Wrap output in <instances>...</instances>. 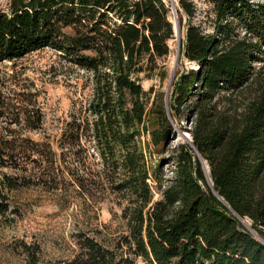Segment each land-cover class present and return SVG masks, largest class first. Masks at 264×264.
Wrapping results in <instances>:
<instances>
[{
  "label": "trees",
  "instance_id": "trees-1",
  "mask_svg": "<svg viewBox=\"0 0 264 264\" xmlns=\"http://www.w3.org/2000/svg\"><path fill=\"white\" fill-rule=\"evenodd\" d=\"M211 4L206 31L191 22L193 0H178L181 53L195 66L179 74L169 98L173 117L183 105L192 117L191 143L173 148L170 176L160 164L150 174L140 142L173 134L161 94L151 102H159L157 127H148L153 89L140 83L164 74L174 36L164 0H8L0 10V62L50 48L90 72L92 86L55 150L30 135L43 126L38 94L0 70V218L11 190L52 175L49 187H58L59 158L86 220L98 219L110 192L126 201L118 202L122 230L110 240L90 232L97 227L78 230L76 251L60 264H135L139 256L146 264H264V70L254 67L264 68V0ZM245 91L251 97L237 103Z\"/></svg>",
  "mask_w": 264,
  "mask_h": 264
},
{
  "label": "rangeland",
  "instance_id": "rangeland-1",
  "mask_svg": "<svg viewBox=\"0 0 264 264\" xmlns=\"http://www.w3.org/2000/svg\"><path fill=\"white\" fill-rule=\"evenodd\" d=\"M164 1L169 7L171 21L174 22L171 8L173 4L178 22L181 17L182 25L179 34H174L169 41L170 53L161 63L164 65V74L142 78L140 83L144 90L150 87L153 89L149 96V107L152 105V100L161 94V108L171 124L173 134L170 136L171 140L165 143L153 144L148 135L142 136L140 142L150 174L160 164V173L163 176H170L172 150L181 142H189L180 133L188 134L192 117L188 115L184 105L182 113L173 117L169 110V98L179 74L195 65L183 57L181 48L177 58L178 42L182 43L184 40L186 16L178 14V0ZM7 2L8 0H0V10L7 9ZM193 2L196 4L197 13L191 22L202 21L203 28L211 31L209 21L211 0H193ZM11 63L0 62V70L14 74L20 83H29L32 91L38 94L35 101L44 114L42 129L32 131L30 135L35 140L46 138L53 149L58 150L61 133L69 119V114L75 110L74 108L86 104L92 92L90 72L71 64L50 48L31 52L17 59L14 64ZM254 67L256 70H264L262 63H254ZM9 85L12 89L17 87L13 83ZM26 89L29 91V88ZM250 97V93L245 91L236 100L237 103L242 104ZM156 102L154 106L152 105L155 112L149 115V128L157 127L159 121L156 115L159 102ZM65 163L66 161L59 158L55 164L57 168L54 172L61 180L57 188L49 187L55 181L52 175L46 182L40 179V183L21 186L10 191V210L0 218V264H60L63 259L76 251L75 234L78 230L97 227L100 229L99 232H90H94L101 240H110L123 229L120 218L121 205L118 202L126 201L113 192L108 193L99 202L98 219L91 217L90 220H86L78 206V203L84 201L76 191V184L72 183L68 174L64 173ZM155 184H153L154 189H156ZM157 196L158 194L155 193L154 198ZM242 222L250 227L251 221L248 217H244ZM26 247H29L32 253ZM135 264L146 263L139 256L135 259Z\"/></svg>",
  "mask_w": 264,
  "mask_h": 264
},
{
  "label": "water",
  "instance_id": "water-1",
  "mask_svg": "<svg viewBox=\"0 0 264 264\" xmlns=\"http://www.w3.org/2000/svg\"><path fill=\"white\" fill-rule=\"evenodd\" d=\"M171 8L173 9V13H174V22H172L173 23L174 34L175 35H178L179 34V31H180V25H179V22H178V18L176 16V9H175V7H174L173 4H172ZM180 48H181V43L178 42L177 58H178V55H179ZM177 58H176V61H178ZM171 81H172V78H171ZM171 81H170V84H171ZM167 95H168V90L166 91V102H167ZM188 129H190V128H188ZM180 135L184 139H187L189 141V143H191L190 131H188V134H185L184 132H181ZM202 162H203V165H204L205 170H206V173H207V180L210 183V185H212L210 176L208 175L207 165L205 164V161L203 159H202ZM254 234L256 236H258L255 232H254Z\"/></svg>",
  "mask_w": 264,
  "mask_h": 264
},
{
  "label": "built area",
  "instance_id": "built-area-1",
  "mask_svg": "<svg viewBox=\"0 0 264 264\" xmlns=\"http://www.w3.org/2000/svg\"><path fill=\"white\" fill-rule=\"evenodd\" d=\"M147 161V160H146Z\"/></svg>",
  "mask_w": 264,
  "mask_h": 264
}]
</instances>
